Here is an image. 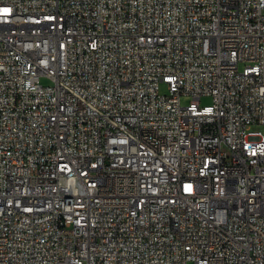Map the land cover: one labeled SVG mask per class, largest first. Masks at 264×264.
<instances>
[{
    "label": "built area",
    "instance_id": "obj_1",
    "mask_svg": "<svg viewBox=\"0 0 264 264\" xmlns=\"http://www.w3.org/2000/svg\"><path fill=\"white\" fill-rule=\"evenodd\" d=\"M257 126L264 0H0V264H264Z\"/></svg>",
    "mask_w": 264,
    "mask_h": 264
},
{
    "label": "rangeland",
    "instance_id": "obj_2",
    "mask_svg": "<svg viewBox=\"0 0 264 264\" xmlns=\"http://www.w3.org/2000/svg\"><path fill=\"white\" fill-rule=\"evenodd\" d=\"M42 83L44 84H49L50 82L47 79H42ZM167 92V88L166 86L162 85L161 86V93H166ZM183 105H186L190 102V98L188 97H182L181 100ZM201 104L202 105H210L212 104V98L210 96H204L201 98ZM255 130H263L264 131V126H257L254 128Z\"/></svg>",
    "mask_w": 264,
    "mask_h": 264
}]
</instances>
